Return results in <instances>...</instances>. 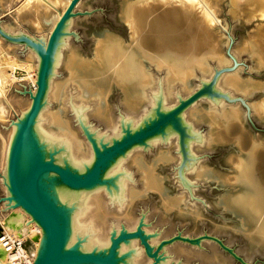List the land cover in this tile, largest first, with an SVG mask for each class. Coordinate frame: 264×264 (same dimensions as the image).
Returning <instances> with one entry per match:
<instances>
[{"label": "rangeland", "instance_id": "rangeland-1", "mask_svg": "<svg viewBox=\"0 0 264 264\" xmlns=\"http://www.w3.org/2000/svg\"><path fill=\"white\" fill-rule=\"evenodd\" d=\"M26 1L0 0L2 32L25 33L35 37L50 30L45 23L38 29L30 21L29 15L17 12ZM129 1L133 0H81L77 4L67 27V34L59 47V62L53 64L49 87L53 80L66 78L64 59L69 53L91 58L98 39L108 34L123 39L124 43L130 41L132 30L123 16V7ZM242 3L245 5L244 0H216L212 9L209 39L212 43L217 40V54L223 56L224 60L217 64L216 56L210 57L208 64L211 71L204 77L196 68L188 79L191 87L189 91H184L176 83L171 95L165 97L164 85L160 81L164 70L145 60V66L157 80L156 86L153 90L148 89V98L131 110L124 103L122 89L115 83L111 84L104 99L107 115L111 119L108 121L95 113L97 104L94 98L90 97L82 103L75 97L74 86L69 84L66 89L62 103L63 116L69 121L77 137L89 146L90 151L87 133L106 141L119 134L122 120L133 121L135 127L151 112L156 95L159 98L163 96L162 106L167 109L177 106L180 100H188L177 114L191 132L187 143L189 147L185 146L187 157H184L179 143V134L166 132L149 138L145 143L134 145L124 154L122 161V168L130 173L127 183L140 189V175L130 157L139 153L145 162L150 163L160 152H167L170 158L155 162L154 172L160 177L165 194L180 196L178 205L165 208L163 195L151 189L143 192L144 194L140 193L131 202L124 201L118 205L110 199L104 186H100L98 190L103 201L104 220L96 221L91 234H103L101 241L105 244L111 231L123 227L131 230L140 225L151 246L150 252L155 255H149L143 243L138 238H133L120 248L122 252L132 249L130 258L134 264H264V237L252 240L242 216L222 203V197L238 191L239 185L235 179L237 158L253 142L260 144L259 158L264 177V116L254 112L251 106L253 101L263 97L264 89L257 88L242 94L229 90L220 80L225 73L236 72L241 79L264 81V64L257 65L254 55L242 48L264 24V16H250ZM48 10L50 13L62 12L60 6L50 7ZM0 47L4 50L3 54L9 53L11 63L16 64L14 59H24L28 53L33 52L25 48L24 44L11 41L2 34ZM33 56V61L37 64L36 54ZM5 68L10 80L5 96L11 106L0 116V136L7 139L12 122L29 106V92L36 85L31 82L25 67L15 65L11 68L7 65ZM211 104L217 109L221 106L233 108L238 117L230 119L228 124L212 122L206 113ZM59 105L60 102L51 99L47 92L42 110L56 109ZM75 112L82 114V120H79ZM44 126L47 127V124L44 123ZM200 167H204L207 174L197 175ZM2 168L0 163V198L6 194ZM93 191L95 190L91 192ZM7 205L6 201L0 199V214L10 208ZM125 212L129 214L131 221L127 220ZM24 237L31 245L30 238H22Z\"/></svg>", "mask_w": 264, "mask_h": 264}, {"label": "bare ground", "instance_id": "bare-ground-1", "mask_svg": "<svg viewBox=\"0 0 264 264\" xmlns=\"http://www.w3.org/2000/svg\"><path fill=\"white\" fill-rule=\"evenodd\" d=\"M70 1L27 0L17 12L29 15L30 21L38 29H41L44 23L51 29L62 12L50 13L48 8L60 6L63 11ZM232 1L237 2V0ZM244 2L245 5L242 4L250 16L256 14L264 16V0H244ZM215 5L216 0H133L126 3L123 7V16L132 30L130 41L124 43L123 39L108 34L98 39L94 55L91 58L78 56L77 53H69L64 59V66L67 70L66 78L51 82L48 90L49 97L59 101L60 105L56 109L47 111L41 109L33 128L34 133L43 144L44 151L57 150L56 159L68 164L78 172L83 171L92 160L89 146H86L77 137L76 132L62 113L64 108L62 103L69 84L75 88L77 101L83 103L90 97L94 98L97 104L95 113L111 121L104 103L105 95L111 84L115 83L122 89L124 103L131 110L148 98V89L153 90L156 86L157 80L145 66V60L164 70L163 79L160 81L164 85L165 97L171 95L176 83L184 91H189L191 87L188 84V79L194 74L196 68L201 71L203 77L207 76L211 71L208 64L210 57L216 56L217 64H221L224 60L223 56L217 54V40L212 43L209 39V28L213 17H211L212 9ZM242 48L248 49L254 55L257 65L264 64V24L256 30L253 38L246 42ZM3 52L4 50L0 47V116L11 106L5 96L10 85L5 66L10 65L12 68L15 65H20L25 67L31 82L35 85L38 66L33 61L35 59L34 52H32L33 54L28 53L24 59H14L17 64L11 63L12 59L9 53L3 54ZM8 58L11 60L9 61ZM59 59L58 54L55 62L58 63ZM220 80L221 84L229 90L239 91L242 94H247L257 88L264 89V81L241 79L236 72L225 73ZM161 98L163 99V96ZM161 98L156 95L153 104L156 105ZM251 106L254 112L264 116V95L261 99L253 101ZM26 110L27 108L21 111L19 118L23 117ZM75 113L79 119L83 118L81 113ZM206 113L212 122H221L222 124H228L230 119L238 117L235 109H228L224 106L217 109L212 104ZM44 123L47 124V127L44 126ZM131 124L133 125V121ZM187 126L183 125L184 138L182 142L186 157L185 146L189 147L187 143L191 137ZM113 129L116 127L113 126ZM15 130L16 123H12L7 139L0 136V163L3 171ZM167 132L168 134H177L170 127ZM260 151V144L253 142L245 153L239 155L235 175L239 185L238 191L222 197V203L227 208L242 216L252 240H260L264 237V177L261 171ZM24 156L26 158V153ZM169 158L167 152H160L152 162L147 163L139 153H134L130 157V161L138 170L142 183L141 188L137 189L127 183L130 173L122 168L124 157H119L106 171L107 177L110 176L112 180L106 186L110 199L121 205L124 201L131 202L136 196L141 195L140 193L151 189L157 190L163 195L165 208L177 206L181 200L180 196L165 194L161 179L154 172L155 162ZM205 174L207 171L204 167L198 168L197 175ZM47 177H51V175H47ZM54 189L55 199L68 211L70 230L68 244L76 243L77 239H84L79 244L82 249L104 247L108 243L107 241L104 244L101 241L104 235L96 233L93 236L91 234L96 221L104 220V207L101 193L98 191L99 187L90 190H72L62 185H56ZM92 190L95 191L91 192ZM7 209L0 214V231H6L16 237L28 236L34 258L42 244L41 228L21 207ZM125 216L127 220H132L127 212H125ZM122 251V248H119L118 252ZM126 261L131 262L132 259L127 256ZM0 264H6V250L1 243Z\"/></svg>", "mask_w": 264, "mask_h": 264}, {"label": "water", "instance_id": "water-1", "mask_svg": "<svg viewBox=\"0 0 264 264\" xmlns=\"http://www.w3.org/2000/svg\"><path fill=\"white\" fill-rule=\"evenodd\" d=\"M80 1L71 0L44 35L33 37L25 33L10 34L0 30V34L9 40L24 44L25 48L32 50L37 56L38 65L36 87L29 92L30 104L23 117L12 122L16 123V130L2 174L6 194L0 199L6 201L9 207L19 206L24 209L42 230V244L32 264H134L126 261L127 256H131L132 249L118 252L123 243H128L133 238H138L143 243L149 255H155L150 252L151 246L140 225L131 230L123 227L111 231L108 243L101 248H80L79 244L84 239H77L76 243L69 245L68 211L55 199L54 188L62 185L72 190H90L100 186L108 189L106 186L112 180L110 176L107 177L106 171L110 166L134 145L145 143L151 137L164 135L169 127L179 134V143L185 157L182 146L183 123L177 114L188 100H180L177 106L170 109L163 108L160 100L135 127L130 120H122L119 134L110 140L105 141L102 137L87 133L92 160L81 172L58 161L57 150L44 151L33 128L48 92L50 74L59 47Z\"/></svg>", "mask_w": 264, "mask_h": 264}, {"label": "built area", "instance_id": "built-area-1", "mask_svg": "<svg viewBox=\"0 0 264 264\" xmlns=\"http://www.w3.org/2000/svg\"><path fill=\"white\" fill-rule=\"evenodd\" d=\"M0 243L6 250V264H32L33 254L27 239L0 231Z\"/></svg>", "mask_w": 264, "mask_h": 264}]
</instances>
